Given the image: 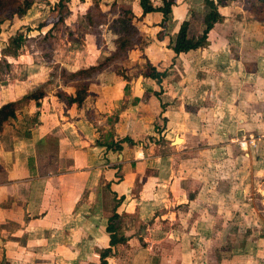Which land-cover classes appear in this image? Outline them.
<instances>
[{
  "label": "crops",
  "instance_id": "crops-1",
  "mask_svg": "<svg viewBox=\"0 0 264 264\" xmlns=\"http://www.w3.org/2000/svg\"><path fill=\"white\" fill-rule=\"evenodd\" d=\"M132 1L139 17L140 0ZM203 1L174 0L162 39L156 36L162 13L141 17L143 30H151L141 59L164 72L159 83L143 76L148 69L142 67L133 66L128 79L104 69L84 107H66L45 90L40 106L28 102L3 125L0 264H100L107 248L105 264H264L263 237L251 256L217 260L210 246L219 227L200 211L177 208L192 201L189 192L201 182L191 174L196 163L210 164L209 155L226 148L232 121H242L244 130L252 115L264 120V22L251 18L240 1L218 7L221 20L206 46L179 54L167 47L191 9L201 12L198 32ZM27 79L3 86L0 106L44 82L24 89ZM115 109L113 137L133 141L118 150L96 143L101 133L109 136ZM205 138L210 145L201 144ZM114 213L122 215L127 240L111 246L107 225Z\"/></svg>",
  "mask_w": 264,
  "mask_h": 264
},
{
  "label": "rangeland",
  "instance_id": "rangeland-1",
  "mask_svg": "<svg viewBox=\"0 0 264 264\" xmlns=\"http://www.w3.org/2000/svg\"><path fill=\"white\" fill-rule=\"evenodd\" d=\"M0 1V59L7 55L10 63L7 66L0 61V89L28 78L22 84L25 89L43 79L47 93L55 94L62 85L71 88L61 81L60 68L71 71L107 63L128 78L133 66L148 68L141 58L151 30H143L137 19L129 21L130 6H135L132 0L131 5L116 0H30L25 15H13L10 21L5 18L24 0ZM238 1L251 18L264 17V2ZM127 19L126 30L120 21ZM19 33L24 39L19 48H14L11 39ZM15 50L18 56L10 57L8 54L12 56ZM63 78L69 79L67 74ZM115 110L111 115H118ZM98 115L95 119L100 120ZM254 117L245 122L244 130L239 129L243 122L234 119L224 151L210 154V164L196 163L191 174L198 175L201 182L189 192L192 201L177 207L200 211L204 221L219 227L213 236L216 243L210 246V254L217 260L229 255L251 256L257 248L254 241L264 238V120ZM207 139L201 144L210 145Z\"/></svg>",
  "mask_w": 264,
  "mask_h": 264
},
{
  "label": "trees",
  "instance_id": "trees-1",
  "mask_svg": "<svg viewBox=\"0 0 264 264\" xmlns=\"http://www.w3.org/2000/svg\"><path fill=\"white\" fill-rule=\"evenodd\" d=\"M227 0H204L203 6L204 11L202 13L201 19H200V29L198 32H193V29L196 25V22L198 20V14L201 12L196 11L195 9L189 10V13L186 18H184L175 35L172 37L170 36L169 43L167 44V47L173 50L176 54H179L181 52H188L193 49L201 48L206 46L207 44V34L210 29H212L216 23H218L221 20V14L218 11V7L221 5H224ZM244 2L250 3V2H264V0H244ZM0 1V6H1ZM30 0H24L23 5H17L14 10L12 11V15L10 17H6L5 19L10 21L14 16L18 15L20 17L25 15V12L29 9L31 5ZM141 7V15L138 17L136 16L131 10H129V13L131 14L130 20L137 19L138 21L141 20V17H144L147 13L150 12H161L163 15L162 22L159 24L161 27V31H159L156 36L158 39H162L166 34L164 31L166 30V22L169 18V14L171 13V6L174 4V0H160V5H156L152 3V0H140L139 2ZM255 4V3H253ZM1 10V9H0ZM252 12V11H251ZM253 13V12H252ZM255 19L259 22H264V17H257L256 15ZM124 28L127 30L128 25V19L120 21ZM28 28V27H27ZM49 29L47 33L50 31ZM24 39V35L22 33L17 34L15 37L11 39V42L13 44L14 48H19L22 45ZM120 49V47H117V50ZM132 49V48H130ZM10 57L15 58L17 55L16 50L11 54H8ZM5 56H2L0 61H5L7 66L10 65L9 59H7ZM107 63H99L97 65H88L85 67H81L79 69H76L74 71H69L65 68H60L61 70V81L63 82L64 86H71L74 90L73 93H68L64 89H58L55 92V95L61 100L66 107H71L73 105L76 106V108L80 109L84 107L85 100L88 96V88L90 84L94 80V76L97 73L101 72L104 69H111L108 66H106ZM147 64V69L145 71H141V74L143 76H149L153 79H155L158 83L161 81L162 77L164 76V72L157 71L156 67L149 62ZM115 71V70H113ZM147 71V72H146ZM117 74L123 76V78L128 79V77L123 74L122 72L116 70ZM67 74V77L69 79L63 78V75ZM45 82H41L38 85H36L34 88L28 90L25 94H23L20 98L15 99L13 101H8L0 106V131L3 128V125L10 120L14 119L16 117V113L24 108V105H27L28 102L33 101L35 106H40L41 99L45 96V90L46 87L44 86ZM68 84V85H67ZM126 89V86H125ZM162 90L159 92L161 93ZM159 93H156L158 95ZM91 119V118H90ZM119 117L118 115H115L113 117V121L110 124V129L107 132L109 136L106 135L104 137L101 133L100 137L97 139L96 143L100 145H105L107 147H111L114 150H118L121 148V143L127 142L129 144H132L133 141L130 137L124 136V137H113V132L115 129L114 124L118 121ZM100 128V127H99ZM121 220L122 215H118L117 213H114L108 220L107 225V231L109 232L110 237V245H116L118 243H124L126 242L127 238L121 233ZM111 252L110 248H107L103 250L100 253V264H105V257Z\"/></svg>",
  "mask_w": 264,
  "mask_h": 264
},
{
  "label": "water",
  "instance_id": "water-1",
  "mask_svg": "<svg viewBox=\"0 0 264 264\" xmlns=\"http://www.w3.org/2000/svg\"><path fill=\"white\" fill-rule=\"evenodd\" d=\"M179 141H180V138L176 136L174 139V143H179Z\"/></svg>",
  "mask_w": 264,
  "mask_h": 264
},
{
  "label": "bare ground",
  "instance_id": "bare-ground-1",
  "mask_svg": "<svg viewBox=\"0 0 264 264\" xmlns=\"http://www.w3.org/2000/svg\"><path fill=\"white\" fill-rule=\"evenodd\" d=\"M180 141H181V140H180ZM180 141H179V142H180Z\"/></svg>",
  "mask_w": 264,
  "mask_h": 264
}]
</instances>
